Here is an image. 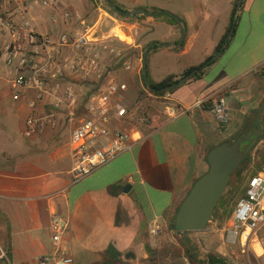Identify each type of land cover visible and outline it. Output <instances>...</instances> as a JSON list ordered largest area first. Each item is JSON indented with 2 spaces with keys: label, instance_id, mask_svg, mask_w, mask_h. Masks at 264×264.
I'll list each match as a JSON object with an SVG mask.
<instances>
[{
  "label": "crops",
  "instance_id": "crops-1",
  "mask_svg": "<svg viewBox=\"0 0 264 264\" xmlns=\"http://www.w3.org/2000/svg\"><path fill=\"white\" fill-rule=\"evenodd\" d=\"M125 1L118 3L129 12L143 8L142 0ZM64 2L90 21L101 16L105 29L113 27L112 18L118 19L98 0ZM218 2L191 0L188 8L182 5L179 14L172 13L188 26L182 51L172 49L181 37L180 29L145 9L147 16L133 24L144 33L142 43H165L149 62L154 81L169 75L180 77L215 53L232 21L231 16L224 22L212 42L211 13L218 14ZM241 8L228 46L200 78L184 79L160 96L146 88L134 58L128 60L131 71L119 69L118 80L129 87L122 94L129 114L116 125L129 133V149L107 165L74 177L71 149L57 140L63 121L56 131L24 136L28 144L23 146L9 141L0 144V264H39L54 253L58 246L51 229L55 214L69 221L62 245L74 257V264H161L159 257L164 253L166 260L191 264L184 251L178 257L169 253L173 249L162 251L163 243H153L152 234L161 236L167 231L194 184L208 172L210 150L233 141L264 99V0H243ZM154 20L166 24V34L151 36L156 29ZM117 29L128 37L121 27L115 33ZM209 47L211 52L203 61L166 75L161 72L162 62L200 54ZM131 83L136 87L134 94ZM0 91L12 99L6 84ZM214 94L228 99L232 121L227 127L210 112ZM12 101L22 111L24 129L27 100ZM171 109L178 115H169ZM176 246L181 249V243ZM130 253L135 258L128 257ZM242 260L243 264H264V254L259 258L244 254Z\"/></svg>",
  "mask_w": 264,
  "mask_h": 264
},
{
  "label": "built area",
  "instance_id": "built-area-1",
  "mask_svg": "<svg viewBox=\"0 0 264 264\" xmlns=\"http://www.w3.org/2000/svg\"><path fill=\"white\" fill-rule=\"evenodd\" d=\"M112 19L113 27L105 29L101 16L90 21L64 0H0V32L4 37L0 44V90L6 84L14 101L27 100L25 137L56 131L61 121L67 123L76 178L107 165L129 149V133L116 125L129 114L122 95L129 87L118 80L125 57L120 44L129 50L137 43L133 25ZM117 27L127 33L128 40L114 32ZM123 69L131 71L132 64L126 63ZM92 83L98 88L77 114L85 85ZM211 99L212 116L227 127L232 121L228 99L218 94ZM169 115L177 116L178 112L171 109ZM69 226L67 219L53 216L51 229L58 246L39 264L75 263L62 245ZM219 232L228 251V264H243L244 254L256 258L264 254V171L249 178L245 195ZM209 263L207 258L202 260V264Z\"/></svg>",
  "mask_w": 264,
  "mask_h": 264
},
{
  "label": "rangeland",
  "instance_id": "rangeland-1",
  "mask_svg": "<svg viewBox=\"0 0 264 264\" xmlns=\"http://www.w3.org/2000/svg\"><path fill=\"white\" fill-rule=\"evenodd\" d=\"M101 2L109 11L110 8L105 4V0H98ZM117 2H126L125 0H116ZM191 0H142L141 5L143 6V9H147L149 13L153 9V7H159L162 9L169 10L171 13H177L183 9L182 5H185L187 8L190 6ZM219 8L218 14L211 13V16L213 18V29H212V42L213 40H216L218 38L219 31L221 30L224 22L228 21L233 12L236 2L233 0H219L217 4ZM133 6V5H128ZM237 13L235 14V21L239 20V17L241 16L242 8L241 5L239 6V3L237 5ZM115 17H117L116 14L112 13ZM118 18V17H117ZM121 22H125L128 24L133 25L134 23H137L139 19H122L118 18ZM156 29L151 33V36H158L161 37L164 34L167 33V26L166 24H158L156 20H154ZM112 26V25H111ZM131 30L135 35L136 43H142L143 41V31L140 30L139 27L131 26ZM125 39H128L125 38ZM4 41V37L2 36L0 32V44ZM181 41V40H180ZM123 50V54H125L124 59L121 61L119 65V69L122 71L124 68V65L128 60H133V64H136L139 69H141V72L144 68V58L142 61L139 59L141 57H144V50L146 45L145 43H142V47L137 48V50H131L129 51L125 45L122 43L120 44ZM147 50V49H146ZM211 52V47L204 50L203 53H196L191 56H188L184 59H178V58H172L168 61H164L161 63V72L166 75L171 72H177L178 70H181L183 68H186L188 66L197 64L201 61H203L207 54ZM147 53V52H146ZM149 53V52H148ZM198 54V55H197ZM153 55V54H152ZM150 57V62L152 63L153 56ZM150 63V64H151ZM130 91L131 94H134L136 92V87L133 83L130 84ZM258 116V115H257ZM264 117V113H263ZM258 118V117H257ZM257 118L255 121V124H257ZM261 123L263 125V132L258 140H256L253 145L252 149L246 154V158L244 159L243 163H246L247 170L245 174L248 173L246 179H244L243 187L245 190L247 189L248 180L251 177L252 174H258L264 171V169L259 168L258 164L262 162V154H260V151H263V157H264V122L263 118L261 120ZM62 127V126H61ZM259 130V128H257ZM256 134L259 133L257 132ZM260 131V130H259ZM24 129H23V119H22V111H19L17 105L15 102L12 101V99L6 95V93L0 95V144H7L8 141L11 142H19L22 146L23 144H28L26 138L23 135ZM61 133V137L57 140L59 141V144L67 145L68 148H70V137H69V129L63 128ZM65 137V139H64ZM262 139V140H261ZM9 144V143H8ZM246 145V144H245ZM241 167V166H240ZM74 177L76 175L74 174ZM235 206L232 207V212L234 211ZM232 216V215H231ZM228 223H226L224 226H226ZM223 226V227H224ZM219 226L218 220H215L211 223L210 227L206 231L201 232H191L189 234L185 235H178L174 232V229L169 228L167 231L165 230L163 234L160 236L157 233H153V239L155 242H162L163 246L162 251L171 250L174 248H177V243H180V239H183V237H187L188 242L196 248V253L198 254V259L202 261L203 259H206L209 253L219 251L221 254H223L226 257V260H228V251L225 247V244L223 242V237L221 235V232H219V228H223ZM164 253V252H163ZM165 254V253H164ZM161 255L159 257V260H161V264H178L174 258L173 260H166L165 255ZM180 262V261H179ZM182 264V262H180ZM179 263V264H180ZM152 264H160L158 262H154Z\"/></svg>",
  "mask_w": 264,
  "mask_h": 264
},
{
  "label": "trees",
  "instance_id": "trees-1",
  "mask_svg": "<svg viewBox=\"0 0 264 264\" xmlns=\"http://www.w3.org/2000/svg\"><path fill=\"white\" fill-rule=\"evenodd\" d=\"M112 1L116 5V7H118L122 11H124L126 13L129 12V10L126 7L119 4L117 1H115V0H112ZM239 1L240 0H236V6L233 10L231 25L228 28L225 35L223 36L219 45L216 47L215 53L213 55H211L210 57H208L207 59H205L203 62H201L197 65L191 66L190 68L186 69L180 77H178L177 75H169L159 82H156L152 79L151 74H150V70H149L150 56L152 55V53L155 50L163 47L165 45V43L156 44V42H153V43L148 44L145 47L144 57H143L144 61L146 62V67L144 65V68H143V79H144V83H145L146 88H148L154 94L162 96V95L166 94L167 92L172 91L173 90L172 86L178 85L181 82V80H184L187 78H189V80L200 78L204 74L205 70L208 67H210L214 62H216L217 55L224 48H226L228 46L231 37L235 34V32H236L235 14L237 13V7H238L237 5H238ZM105 4L110 8L112 13L117 15L118 18H122V19H144L147 16L146 14L141 15V16H139V15L127 16L123 13H118V11L115 8H113L111 5H109L106 1H105ZM146 11L149 13V11L147 9H146ZM150 12L152 14H154L155 18L163 19L168 24L175 25L180 29L181 37L177 41L176 46H173L172 49L175 51H182L185 47L186 42H187V37L181 45H179V42L183 37L184 31H186L188 34V26H187V23L185 22V20L183 18H181L180 16L175 15L178 18V20L180 21V23H179L178 20L175 18V16H172L168 11L157 8V7H154ZM149 45H152V47L149 50V53H146V49ZM145 70L147 71L146 75H145ZM85 88H86V93L81 98V102L79 104V109H78L77 114H81L83 112L84 107H85L86 103L88 102L90 96L97 90L98 86L96 83H92V84L85 85ZM263 102H264V99H263V101L260 102L259 106L256 108V110L253 114V118L250 120V122L248 121L245 129L239 135H237L235 137V139H233V141H231V142L236 141L241 135L246 134V133L253 130V128L256 126L255 121H256L257 115L259 113V110H260ZM61 128L62 129L63 128L68 129L67 123L63 121V125ZM257 132H259L258 129H257ZM260 154H262V162L259 163L258 166H259V168L264 169V157H263V151L262 150L260 151ZM246 170H247V165H246V163H244L234 173L232 180L229 184V187L227 189V192L225 193V195L222 197V199L219 202V207L215 213V220H218L219 226H221V227H223L226 223L229 222V220L231 219V215L233 213L232 207L236 206L238 201L246 193V190L243 187L244 179H246V177L248 175V173L245 174ZM254 175H256V174L254 173L251 176H254ZM177 213H178V211H177ZM176 216H177V214H176ZM176 216L174 217V219L172 220V222L170 224L171 229H174V227H175ZM176 236H178V235H176ZM182 238L183 239H180L181 249L174 248L173 250L169 251V253L173 256L178 257V256H182L183 251H184L185 255L189 258L191 264H202V261H200L198 259V254L195 252L196 248L193 247L188 242L187 237L182 236ZM8 256L11 257L10 251L8 253ZM207 259L210 262L209 264H228L226 257L223 254H221L219 251L209 253V255L207 256Z\"/></svg>",
  "mask_w": 264,
  "mask_h": 264
},
{
  "label": "water",
  "instance_id": "water-1",
  "mask_svg": "<svg viewBox=\"0 0 264 264\" xmlns=\"http://www.w3.org/2000/svg\"><path fill=\"white\" fill-rule=\"evenodd\" d=\"M109 5L115 8L118 13L127 16L143 15L146 11L143 8L136 9L133 12H124L112 0H105ZM243 0L239 1V6ZM172 16L174 14L170 13ZM178 20V18L175 16ZM180 23V21L178 20ZM236 23V21H235ZM187 36L184 31L180 41L182 44ZM159 44V43H156ZM152 45L147 47L148 53ZM146 67V62H144ZM147 71L145 70V75ZM183 80L181 81V83ZM177 85L172 86L174 88ZM264 102L259 110L257 124L252 131L241 135L234 142H225L212 148L208 154L209 170L194 184L192 190L179 207L174 232L177 235H187L190 232H201L209 229L211 223L215 219V213L219 207V202L227 192L229 184L234 173L240 168L246 154L252 149L253 143L258 140L263 132L264 122ZM259 133L256 134V129ZM246 144V145H245ZM135 258L134 253H130L128 257Z\"/></svg>",
  "mask_w": 264,
  "mask_h": 264
},
{
  "label": "bare ground",
  "instance_id": "bare-ground-1",
  "mask_svg": "<svg viewBox=\"0 0 264 264\" xmlns=\"http://www.w3.org/2000/svg\"><path fill=\"white\" fill-rule=\"evenodd\" d=\"M117 31H119L118 33H116L121 39H123V38H127L125 35H123V33L119 30V29H117ZM128 39H129V37H128ZM128 39H124V40H128Z\"/></svg>",
  "mask_w": 264,
  "mask_h": 264
}]
</instances>
